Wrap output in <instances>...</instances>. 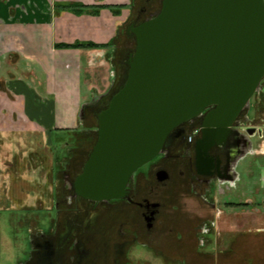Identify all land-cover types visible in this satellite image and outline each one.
<instances>
[{
  "label": "flooded vegetation",
  "instance_id": "1",
  "mask_svg": "<svg viewBox=\"0 0 264 264\" xmlns=\"http://www.w3.org/2000/svg\"><path fill=\"white\" fill-rule=\"evenodd\" d=\"M162 3L132 0L110 43L113 82L83 105L79 127L48 146L46 227L27 219L28 250L17 264H202V254L212 255L213 241L217 253H228L224 237L243 233L239 221L246 207L261 213L264 197L245 198L241 186L247 160L254 158L258 166L264 158V86L227 131L205 134V117L216 105L176 125L160 153L133 173L121 197L96 201L76 194L73 183L99 137L98 114L127 80L136 48L125 42L137 44L133 29L155 17Z\"/></svg>",
  "mask_w": 264,
  "mask_h": 264
},
{
  "label": "water",
  "instance_id": "2",
  "mask_svg": "<svg viewBox=\"0 0 264 264\" xmlns=\"http://www.w3.org/2000/svg\"><path fill=\"white\" fill-rule=\"evenodd\" d=\"M133 31L127 80L98 114V140L73 183L91 200L121 197L169 132L208 106L205 134L227 131L264 78V0H163Z\"/></svg>",
  "mask_w": 264,
  "mask_h": 264
},
{
  "label": "crops",
  "instance_id": "3",
  "mask_svg": "<svg viewBox=\"0 0 264 264\" xmlns=\"http://www.w3.org/2000/svg\"><path fill=\"white\" fill-rule=\"evenodd\" d=\"M71 3L85 6L103 4L109 7H103L98 14L76 13L71 8H62L63 5ZM131 3L132 0H0V201L3 169L1 141L4 135L14 130L28 133L40 131L52 144L55 138L53 134L74 130L80 126L83 105L93 95H104L113 82L110 43ZM118 10L121 13L115 14ZM77 41L108 45L101 48L58 46L60 43L71 44ZM85 55H95L105 61L108 66V79L103 78L104 88L92 86L81 98L61 94L50 86L49 81L46 89H39L35 81L36 70H25L24 73L20 70L21 61L37 66L38 62L45 65L53 57L58 61L62 58L72 60L73 65H78V70H82L79 62ZM84 74L92 75L88 70ZM262 160L263 158L259 165L261 169L258 179L252 180L251 170L245 167V178L249 177L241 186L245 198L253 195L259 185L264 189ZM262 220L263 214L245 211L243 220L239 221V225L244 227L243 233L236 236L226 234L230 245L228 253L220 255L216 250L212 251V255L202 254L205 259L202 264H257L264 242ZM253 223H256L255 227L252 226ZM247 228L249 232H246Z\"/></svg>",
  "mask_w": 264,
  "mask_h": 264
},
{
  "label": "rangeland",
  "instance_id": "4",
  "mask_svg": "<svg viewBox=\"0 0 264 264\" xmlns=\"http://www.w3.org/2000/svg\"><path fill=\"white\" fill-rule=\"evenodd\" d=\"M125 46L135 49L136 43L130 44L129 42H125ZM55 58L53 57L52 60L45 62V65L38 62L37 66L21 61L19 62L21 65L20 70L22 73L25 70H36L35 81L38 83L37 87L39 89H44V87L46 89L47 82L49 81L53 89L71 98L72 96H76V98L83 97V94L87 93V89L92 86L105 87L103 78L108 79V66L104 60L98 59L95 55H85V57L80 58L79 62L82 70H78L79 66L73 65L72 60L62 58L63 61L61 59L58 61ZM87 70L92 73L91 76L84 74ZM262 86H264V81L261 83L259 89ZM262 112L264 113V110ZM260 121L261 119L258 122ZM252 123L250 124L252 125ZM44 136L40 131L28 133L14 130L12 133L7 132L1 141L3 169L1 173L0 201V264H17L25 258L28 250L30 231L27 219L35 218V221L39 222L41 227H46L47 208L50 205L48 197L51 190V187L47 183L46 163H50L47 157L50 154L48 146H50L51 142L47 141ZM56 136L63 135L62 133L53 134V137ZM54 144L53 146L55 147ZM262 150L264 151V142ZM33 156L38 161L37 164L33 160ZM253 159L249 158L245 165L246 169L249 168L251 170L252 180L255 177L254 175H257V178H259L258 174L261 169V166H259L261 164H258V166L253 165ZM258 161L261 162V160ZM263 163L264 158L262 160ZM242 169H244V164ZM245 180L248 181L249 177L244 178ZM260 188L259 185V189L256 188L259 190L258 193L253 194H259L256 198L252 197L254 201L259 202L263 198L262 196H264V189ZM246 212L252 213L255 210L247 209ZM260 212L264 218V205ZM262 221L261 224L264 223V220ZM252 226L255 227L256 223H253ZM246 232H249L248 228ZM225 237L222 247H225L227 244V237ZM217 247V242L213 241L208 250L216 251ZM261 247V254H259L260 261L257 264H264V242ZM237 259H235V262H237Z\"/></svg>",
  "mask_w": 264,
  "mask_h": 264
},
{
  "label": "trees",
  "instance_id": "5",
  "mask_svg": "<svg viewBox=\"0 0 264 264\" xmlns=\"http://www.w3.org/2000/svg\"><path fill=\"white\" fill-rule=\"evenodd\" d=\"M103 7H109L107 5H93V6H85V5H78V4H67V5H63L62 8H71V10L73 9L74 11H76V13H89V14H98L100 9H102ZM122 6H118V8H121ZM121 11H115V14H120ZM108 44H98V43H94V42H80L77 41L75 43H60L58 44L59 47H65V48H101V47H106ZM119 90V89H118ZM117 90V91H118ZM116 91V92H117Z\"/></svg>",
  "mask_w": 264,
  "mask_h": 264
}]
</instances>
